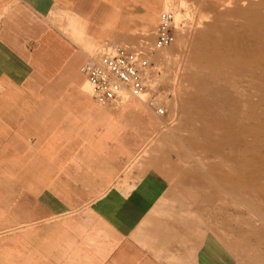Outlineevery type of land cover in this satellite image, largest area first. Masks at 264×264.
Returning <instances> with one entry per match:
<instances>
[{
  "label": "crops",
  "instance_id": "0c3cea01",
  "mask_svg": "<svg viewBox=\"0 0 264 264\" xmlns=\"http://www.w3.org/2000/svg\"><path fill=\"white\" fill-rule=\"evenodd\" d=\"M164 2L0 0V264H234L220 240L157 216L178 212L147 172L150 109L102 108L81 72L96 47H138Z\"/></svg>",
  "mask_w": 264,
  "mask_h": 264
},
{
  "label": "rangeland",
  "instance_id": "374dc122",
  "mask_svg": "<svg viewBox=\"0 0 264 264\" xmlns=\"http://www.w3.org/2000/svg\"><path fill=\"white\" fill-rule=\"evenodd\" d=\"M248 2L261 1L165 0L162 12L191 17L171 46L148 55L169 113L149 111L161 130L150 133L155 142L145 159L147 172L168 180L166 206L178 212L157 215L163 223H192L195 239L220 240L234 264H264V54L255 51L264 29L257 36L253 17L234 14ZM161 13L141 41L155 42ZM128 103L144 104L101 107L117 111ZM142 174L135 169L129 181ZM217 176L239 181L241 192Z\"/></svg>",
  "mask_w": 264,
  "mask_h": 264
},
{
  "label": "built area",
  "instance_id": "2783aa9c",
  "mask_svg": "<svg viewBox=\"0 0 264 264\" xmlns=\"http://www.w3.org/2000/svg\"><path fill=\"white\" fill-rule=\"evenodd\" d=\"M180 15L178 19L174 10L161 13L154 30L153 44L143 40L138 47H131L111 42L100 46L95 57H89L81 72L86 77L92 97L100 106H122L130 100H138L159 117L169 113L157 91L159 70L150 62L148 55L167 49L185 30L191 14Z\"/></svg>",
  "mask_w": 264,
  "mask_h": 264
},
{
  "label": "bare ground",
  "instance_id": "6f19581e",
  "mask_svg": "<svg viewBox=\"0 0 264 264\" xmlns=\"http://www.w3.org/2000/svg\"><path fill=\"white\" fill-rule=\"evenodd\" d=\"M260 1L261 2H248V8H246L244 10L237 11L234 13V14L240 15L241 17H244V18L246 16H249V15L251 17H253L255 27L258 30V33H256L257 36L260 35L261 30L264 29V0H260ZM165 11H167V10H165ZM255 51H256V53L264 54V42L258 41V43L255 47ZM92 57H95V56H92ZM258 63L260 65L259 66L260 68L264 66V60H259ZM259 67H258V69H260Z\"/></svg>",
  "mask_w": 264,
  "mask_h": 264
}]
</instances>
